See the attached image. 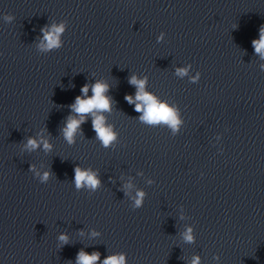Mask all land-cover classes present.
Wrapping results in <instances>:
<instances>
[{
	"label": "water",
	"instance_id": "water-1",
	"mask_svg": "<svg viewBox=\"0 0 264 264\" xmlns=\"http://www.w3.org/2000/svg\"><path fill=\"white\" fill-rule=\"evenodd\" d=\"M61 23V46L42 49ZM262 26L264 0H0V264H76L81 250L264 264ZM133 75L176 110V131L141 121ZM97 81L116 139L103 146L88 114L69 143L71 105ZM41 137L50 150L25 147ZM77 166L95 189L76 188Z\"/></svg>",
	"mask_w": 264,
	"mask_h": 264
},
{
	"label": "clouds",
	"instance_id": "clouds-1",
	"mask_svg": "<svg viewBox=\"0 0 264 264\" xmlns=\"http://www.w3.org/2000/svg\"><path fill=\"white\" fill-rule=\"evenodd\" d=\"M4 19L6 21H11L13 16L10 14L5 15ZM65 25L63 23L59 25H51L47 30L42 29L44 32L43 39L40 43V47L44 50H51L53 48H59L61 46L60 35L64 32ZM253 47L255 52L264 59V26L260 28V37L258 40H253ZM264 68V66H262ZM187 68H177V75L183 77L187 74ZM129 83L134 85L137 89L135 97L126 96L125 99L129 104H135V111L142 112L140 116L141 121L150 124H167L169 127L176 131L178 129L181 121L178 118L177 112L174 108L170 107L165 102H160L153 95L145 90L146 79H138L136 76H131ZM93 95L91 97L87 96L89 91V86L86 84L81 89V96H77L75 103L71 105L72 111L77 115L78 118H73L70 116L66 121V126L62 129L65 139L69 142H73V137L80 128V125L85 121L88 114H92V126L96 133L97 139H99L103 146H109L115 139L116 133L113 131L111 126H106L105 117L101 114L105 111H109L111 107V101L105 93L108 91V85L106 83L97 81L91 86ZM39 144H43V148L47 151L51 149V145L47 140L41 137L38 142L36 139L29 138L26 144V148L29 150L36 149ZM31 170V169H30ZM39 175V173H37ZM50 173L45 172L41 177V182L47 181ZM74 182L77 189L82 186H87L89 188L95 189L99 185V180L94 172L89 170H82L79 166L75 168ZM127 187H130L128 185ZM143 193H138V199L135 201V207L139 208L142 202ZM192 230L189 228L184 233V239L188 242L193 240ZM93 236L97 233H92ZM60 241L67 242L66 235H60ZM100 259V253L93 252L88 254L81 250L76 258V264H97ZM102 264H126L125 256L111 255L106 257ZM192 264H199V257H194Z\"/></svg>",
	"mask_w": 264,
	"mask_h": 264
}]
</instances>
